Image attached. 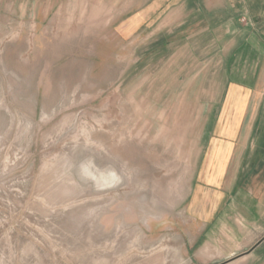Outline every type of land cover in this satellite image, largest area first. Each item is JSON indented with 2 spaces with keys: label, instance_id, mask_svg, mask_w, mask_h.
<instances>
[{
  "label": "rangeland",
  "instance_id": "1",
  "mask_svg": "<svg viewBox=\"0 0 264 264\" xmlns=\"http://www.w3.org/2000/svg\"><path fill=\"white\" fill-rule=\"evenodd\" d=\"M139 2L0 0V264H173L203 110Z\"/></svg>",
  "mask_w": 264,
  "mask_h": 264
},
{
  "label": "crops",
  "instance_id": "2",
  "mask_svg": "<svg viewBox=\"0 0 264 264\" xmlns=\"http://www.w3.org/2000/svg\"><path fill=\"white\" fill-rule=\"evenodd\" d=\"M141 2L139 26L153 18L151 44L193 78L182 92L203 110L176 120L197 148L171 261L264 264V0Z\"/></svg>",
  "mask_w": 264,
  "mask_h": 264
}]
</instances>
